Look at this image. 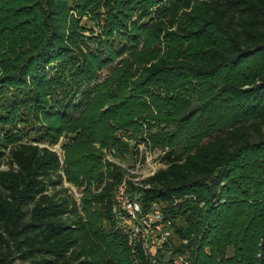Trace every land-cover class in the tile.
Here are the masks:
<instances>
[{"label":"trees","instance_id":"obj_1","mask_svg":"<svg viewBox=\"0 0 264 264\" xmlns=\"http://www.w3.org/2000/svg\"><path fill=\"white\" fill-rule=\"evenodd\" d=\"M78 17L103 23L95 52L80 45ZM33 121L47 127L36 141L80 130L66 174L93 181L83 202L107 229L64 188L56 152L0 133V163L9 159L0 168V264H154L168 255L264 264V0H0V123ZM144 124L164 167L136 186L92 143L132 158L139 152L118 133L142 134ZM124 183L140 219L159 208L170 221L154 254L118 206Z\"/></svg>","mask_w":264,"mask_h":264},{"label":"rangeland","instance_id":"obj_2","mask_svg":"<svg viewBox=\"0 0 264 264\" xmlns=\"http://www.w3.org/2000/svg\"><path fill=\"white\" fill-rule=\"evenodd\" d=\"M77 17V16H76ZM79 18V17H78ZM79 25L83 27L84 30L80 31V34L83 35V39L80 41L81 47L88 51L95 52L98 48V37H103L104 26L103 23H97L94 19L90 17L79 18ZM96 37V38H95ZM129 54H125V56L117 58L112 64L104 66L101 70L98 71L96 79L92 82L90 89L95 90L96 87L105 83V81L112 75V73L120 66V63L127 59ZM75 119L81 117V112H74L72 114ZM31 121V118L28 119ZM142 123V122H140ZM47 127L37 121H33L29 124H15L9 127H6L0 123V133L2 136L6 137L8 132H11V135L21 136L24 141H29L33 144L40 145L41 147H47L52 151L56 152L59 156L62 163V175L64 179V188L69 190V194H71L78 205L80 206V211L83 216L90 220L91 224L98 229L99 232H103L107 229V224L105 222H100L97 209L95 207H86L83 199L87 196L89 189L94 191L95 184L93 181H90L88 178L80 177L78 182L70 181L66 174V157H67V148L73 145L80 134V130L74 131L73 133H63L57 142L52 143L49 140L36 141L34 137H39L40 131H44ZM147 127L144 124L142 134L135 135L130 132L127 135L123 133H118V137L122 139L125 143H128L131 153L134 151H138L137 155L134 157H123V159H119L116 157L118 153L116 148H102L99 142L92 143L91 145L96 148L101 155V160L105 165L107 162H114L119 165H122L124 168L128 169L134 177L127 176V180L131 181L136 186H140L141 181L146 179L151 171L154 169H160L164 167L160 164L159 159L162 155L161 150L159 148L154 149L152 147V142L148 136L146 131ZM169 130V129H168ZM135 136V137H133ZM131 137V138H130ZM133 137V138H132ZM84 141H90L86 138ZM37 142V143H36ZM8 152H6V156L1 159L0 168L2 170L8 169ZM97 191V190H95ZM49 193H52L51 191ZM122 199H132L129 194V190L127 188V184L125 183V189ZM203 204L201 205V207ZM128 226L133 229V225L127 222ZM206 255L210 256L211 251L209 248L205 250ZM227 257L232 258L234 256V249L229 247L227 250ZM155 256V255H154ZM170 255L166 256L162 262L154 261V264H191L189 260V255L185 257L182 261L178 258V256L170 257ZM262 255H258V259L260 260Z\"/></svg>","mask_w":264,"mask_h":264},{"label":"built area","instance_id":"obj_3","mask_svg":"<svg viewBox=\"0 0 264 264\" xmlns=\"http://www.w3.org/2000/svg\"><path fill=\"white\" fill-rule=\"evenodd\" d=\"M158 169L150 172L148 177L153 176ZM125 183L121 185L116 193L118 206L127 214L128 222L133 225L136 234H142L144 247L149 254L156 253L171 236L168 229L170 221L165 222L163 213L159 208L139 218L140 205L133 199H122ZM181 261L185 257H178Z\"/></svg>","mask_w":264,"mask_h":264}]
</instances>
